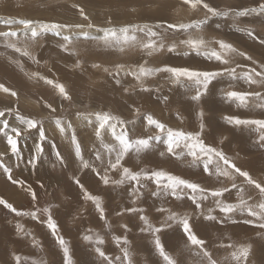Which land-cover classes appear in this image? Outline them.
<instances>
[{
	"label": "rangeland",
	"instance_id": "374dc122",
	"mask_svg": "<svg viewBox=\"0 0 264 264\" xmlns=\"http://www.w3.org/2000/svg\"><path fill=\"white\" fill-rule=\"evenodd\" d=\"M205 2L218 10H241L255 7L260 0ZM80 8H83L89 20L80 16ZM206 15L207 10L202 5L192 8L185 0H0V32L22 28V25L15 22L4 23L9 19L85 25L90 21L94 27L88 31L94 36L102 34L98 33V29L104 27L144 23L155 25L158 22L165 25L190 23L204 19ZM248 30L252 31V35L248 34ZM191 31L193 35H202L211 41V46L217 49L215 40H224L251 59L230 55L226 57L230 63L222 65L180 45L179 41L186 39L187 34L173 30L163 34L165 48L152 57L147 56L138 46L126 48L121 52L97 46L91 40L83 38L75 43L76 53L73 54L59 47L63 43L62 37L45 33L35 43L27 44L28 51L35 56L34 61L30 56H23L7 47V41L0 37V84L17 93L16 97H12L10 93L0 91V111H5L0 120H8L10 126H20L15 115L19 111L29 118L42 120L47 137L42 142L43 154L33 168L27 161L38 139V128L30 130V134L19 140L22 151L19 161L8 152L6 139L0 136V152L6 153L3 159L12 167L13 179H23L27 185H31L37 193V201L33 205L31 196L19 185L13 184L2 169L0 198L21 211L41 209L38 219H33L31 216H17L0 205V264H17V256L20 258L19 264H64L60 245L44 222L47 220V214L43 212L46 207L57 223L58 235L67 243L73 264H107V261L95 252L97 245L94 239L86 241V235L93 238L97 235L103 237L104 243L98 246L112 258L113 264H123L121 249L125 247L123 243L117 245L113 240L114 236L127 237L129 243L126 247L130 251L132 264H164L155 250L154 236L141 231L143 222L139 219L140 213L122 211L131 207L144 209L143 214L157 227L171 212L187 214L194 233L205 241L206 249L217 264H236V261L231 259V253L240 245L250 246L243 264H264V229L247 213L237 212L226 218L216 208L213 198L202 201L201 207L197 208L188 198V193L181 199L172 196L164 199L154 197L151 193L156 190V186L151 181H142L144 187L134 203L128 195L132 185L128 182H113L120 180L122 167L133 171L164 170L198 183L205 189L228 188L229 192L220 199L229 203H235L239 199V188L233 189V182L243 186L244 199L251 197L249 202H258L259 194L254 186L245 184L238 174L234 181L229 177H218L212 166L209 172H205L202 162L192 166L191 157L178 158L168 154L163 143L155 141L151 149L139 156L135 153L127 154L121 161L122 167L113 170L108 161L111 158L112 162H115V156L113 154L109 157L101 145V139L105 144H116L111 133L103 130L102 138H97L95 116L91 117V123L77 116L78 112H109L129 121L126 127L135 139L157 133L154 126L146 125L143 119L145 114H151L168 127L199 131L200 120L197 113L203 111L205 127L202 137L205 142L222 150L237 167L264 184V148L257 142L256 134L243 126L229 125L224 119L229 115L264 119V113L260 110L237 108L235 104L222 98L223 91L226 90L264 93V86L249 85L244 81L232 82L224 76L217 78L209 86V91L200 101H193L191 96L194 95V90L188 91L174 83L168 73H157L146 79L144 87L147 91L142 90L140 83L133 76L125 74L127 70L140 64L150 67H188L200 71L234 67L238 73L250 68L260 71V65H264V16L238 17L235 21L231 17H212L202 33L195 29ZM64 34L69 33L65 31ZM137 37L141 41H147L143 33H137ZM173 43L177 44V49L169 52L167 46ZM117 65H123V69L118 70ZM33 73L38 75L33 76ZM40 77L63 84L71 100H64L52 85L45 83ZM117 79L120 80L119 84L116 83ZM47 104L52 107H47ZM52 108L55 112H52ZM7 109H11V112L6 111ZM136 109H139V114ZM54 117L62 118L66 122L65 127L67 123H71L72 129L62 135L55 126ZM73 132L81 145L83 158L90 164L88 168L82 167L80 160L75 156L71 143ZM97 151L101 153L100 160L96 159ZM57 153L62 157V161L57 159ZM93 168L96 171H93ZM104 175L109 178L107 185L100 179V176ZM76 180H79L89 193L101 198L105 210L103 220L92 201L84 199V192L80 185L75 183ZM160 208L168 211H157ZM209 208L213 209L212 215L217 217L216 220L205 219ZM249 219L253 222L246 223ZM17 223L23 225V231H17ZM124 225H127V228L123 227ZM158 235L165 250L177 264H200L202 256L197 254L199 249L189 244L179 225L173 224ZM223 237L226 242H220ZM230 244L234 247H228ZM117 257H120V260H117ZM203 264L207 262L204 261Z\"/></svg>",
	"mask_w": 264,
	"mask_h": 264
},
{
	"label": "snow or ice",
	"instance_id": "6c2138e0",
	"mask_svg": "<svg viewBox=\"0 0 264 264\" xmlns=\"http://www.w3.org/2000/svg\"><path fill=\"white\" fill-rule=\"evenodd\" d=\"M185 3L191 5L192 8H196L198 5H202L204 9L207 10L208 15L204 19L194 20L190 23H156L155 25L144 24H127L121 27H104L98 29L97 35H90L88 30L92 29L94 25L89 21L85 24H62L56 22H44L32 19H19L13 21L11 19L4 21V23L12 24L17 23L22 25V28L8 31L0 32V37H3L7 41V47L14 49L17 53L23 56H30L31 59L35 61V56H32L28 51L27 44L35 43L36 40L45 33H53L56 36L62 37L63 43L59 45L61 49L68 52L71 51L73 54L76 53L75 43L83 38L85 40H91L97 46H103L109 49H115L123 52L126 48L139 47L142 49L147 56L152 57L154 54L159 53L165 48L164 35L169 30L175 32H182L187 34V38L180 40L179 44L186 47L189 51L195 52L198 55L205 56L209 60H215L220 62L222 65H227L230 60L226 57L230 55L243 56L247 59L246 53L240 52L238 49L233 47L232 44L227 43L224 40H215L216 47H212V42L206 40L202 35H193V29L197 30L198 33H202L204 26L207 25L208 21L212 17H231L234 21L238 17L245 16H264V0L251 8H244L241 10H218L211 7L205 0H185ZM76 7L79 8L77 5ZM79 14L84 20H89V17L85 15L83 8L79 9ZM111 23V21H109ZM154 29H160L162 31H156ZM67 31L69 34H64ZM137 33H143L147 37V41H141L137 37ZM248 34L252 35V31L248 30ZM11 38V39H9ZM264 43V41H262ZM18 44H23L24 46H18ZM177 44L173 43L167 46L169 52L176 51ZM188 54V53H185ZM79 66V61L77 62ZM93 67H98V65H93ZM118 70L123 69V65L116 66ZM107 71V69H105ZM157 73H168L171 80L185 88L188 91L194 90V95L191 96V100L200 101L201 98L209 91V86L217 80V78L227 76L230 81H244L249 85H259L264 86V65H260V71L256 68H250L245 71L237 72L234 67H225L220 70L215 71H200L191 69L188 67H172V66H162V67H150L146 64H140L134 69H129L125 72L126 75L133 76L136 81L141 85L142 90L147 91L148 89L144 87V81L148 78L155 76ZM33 76H37L38 73H33ZM45 83L52 85L64 100H71L68 91L65 86L61 83L55 82L46 77H40ZM116 83L119 84L120 80L117 79ZM0 91L5 93H10L12 97H16L17 93L10 88L5 87L0 84ZM127 91V89H126ZM222 98L232 104H235L237 108L248 109L249 111L260 110L264 113V93L260 91H236V90H226L223 91ZM167 100V97L164 98ZM47 107L51 108V104H47ZM6 111L11 112V109ZM139 114V109L135 110ZM52 112L55 109L52 108ZM5 115V111H0V117ZM16 120L20 126H10L8 120H0V136L6 139L7 150L12 156L16 157L19 161L22 157V151L19 147V140L25 135L30 134V130L38 128V139L35 142L34 149L28 159V164L33 168L36 166L37 161L43 154L44 148L43 143L47 137L45 135V127L42 120H37L35 118H29L28 116L22 115L19 111L16 112ZM95 116L96 120V136L97 138H102V131L107 130L111 133L112 138L116 141L115 145L105 144L101 139V145L104 151L112 157L115 156V162H112L110 158L108 163L110 168L115 170L122 167L121 161L124 160L125 156L129 153H135L139 156L142 152L149 150L153 147V141L157 143H163L166 147L168 154L174 155L176 157L188 156L191 157V165L196 166L198 163H203V169L205 172L210 171V166L214 168L215 174L219 176L229 177L234 181L235 176L238 174L239 177L243 178L245 184L249 186H254L258 190L259 201L249 202L252 198H243L244 188L242 185H237L235 182L231 184L233 189L239 188L237 193L239 199L235 203L226 202V200L220 199L229 192L228 188H217L215 190H209L202 188L200 184L192 182L188 179L181 178L180 176L174 175L171 172L164 170H152L145 171L141 169L140 171H133L128 167H122L120 173V180L114 181L115 184H123L128 182L132 187L128 191V195L132 198L133 202L138 199L141 194V188L144 187L142 181H151L155 184L156 190L151 193L152 196L161 199L167 198L168 196L175 197L176 199H181L186 193H188V198L192 201L197 208L201 207V202L206 201L209 197L213 198L215 201V206L224 217L230 218L233 214L239 212L241 214L247 213L250 218H255L258 222V226L264 229V184L257 182L249 175L247 171L241 170L237 165L232 162V160L226 156V154L219 150L218 148L212 146L205 142L202 137V132L205 127L203 122L204 113L199 111L197 116L200 120L199 131H184L180 129H175L168 127L166 124L161 123L159 120L155 119L151 114H145L143 119L147 126H154L157 129L155 135L147 136L146 138H132L130 130L126 127L129 123L127 120H122L118 116H114L109 112H96V113H77V116L87 120L91 123V117ZM54 123L60 133L63 135L66 131L72 129V124L67 123L62 118L54 117ZM225 121L232 126L241 127L247 129L251 133L256 134L257 142L261 148H264V119L259 118H241L238 115H229L224 117ZM119 128V131H117ZM71 143L75 149V156L80 160L82 167L88 168L90 164L82 156L81 145L77 141L76 135L73 132L71 137ZM181 150V151H178ZM6 155L5 152H0V169L3 170L4 174L7 175L8 179L16 185H19L24 191L31 196L32 203L35 205L37 201V193L32 189L31 185H27L26 182L21 180L13 179L12 167L4 161L3 157ZM164 155V153H161ZM96 159H101V153L97 151L95 153ZM57 159L62 161V157L57 153ZM96 171L95 168L92 169ZM107 171V169L105 170ZM99 175V173H97ZM100 179L104 184L109 183V178L107 175L100 176ZM39 183V181H37ZM75 183L80 185V188L84 192V199L90 200L95 205L96 211L99 213L100 218L103 220L105 218V210L102 206V200L99 196L92 195L84 186L80 184L79 180ZM41 187L43 185L41 184ZM230 194V193H229ZM0 205L15 213L17 216H31L33 219H38V213L41 211L39 208H35L33 211H21L13 207L11 203H8L3 198H0ZM128 213H140L139 219L143 222L142 232L151 233L154 236V246L159 257L162 259L164 264H177V261L165 250L164 245L161 243L160 236L158 235L165 228L172 227L173 224H177L181 227L184 235L187 237V241L190 245L195 246L199 249L198 255L202 256L200 264L204 261L207 264H217V261L212 258L211 253L205 247V241L200 239L193 231L192 226L189 221L187 214L179 215L176 212H171L165 218V220L160 224V226H155L150 221L149 217L144 215V209L131 207L127 209H122ZM159 212H167V209L160 208L157 209ZM213 209H208V215L205 219L216 220L217 217L212 215ZM43 212L47 214V220L44 221L47 224L48 229L51 230L52 235L56 237L57 243L63 252L64 264H73L70 250L67 246L66 241L60 235H58V226L56 221L52 218L50 210L46 207ZM170 222V223H169ZM246 223H252L253 220L249 219L245 221ZM223 223V220H221ZM123 227L127 228V225ZM17 231H23V225L17 223ZM86 241H93L97 245L95 252L103 260L107 261V264H113L111 257L107 256L105 252L98 245L104 243L103 237L97 235L95 238L91 235L84 236ZM113 240L117 245L123 243L125 247L121 249L123 252V264H132L130 258V251L126 245L129 243L127 237L114 236ZM228 247H234V245H228ZM249 247L245 245H240L235 247V251L231 253V259L236 261V264H243L244 260L249 254ZM120 260V257L116 258ZM17 264H19L20 258L16 257Z\"/></svg>",
	"mask_w": 264,
	"mask_h": 264
},
{
	"label": "bare ground",
	"instance_id": "6f19581e",
	"mask_svg": "<svg viewBox=\"0 0 264 264\" xmlns=\"http://www.w3.org/2000/svg\"><path fill=\"white\" fill-rule=\"evenodd\" d=\"M244 86V85H243ZM235 140V139H234ZM214 182V181H213ZM216 182V181H215ZM255 236V235H254ZM234 237V235H233ZM236 240V239H235ZM220 242H226V240L224 239V237L220 240Z\"/></svg>",
	"mask_w": 264,
	"mask_h": 264
}]
</instances>
